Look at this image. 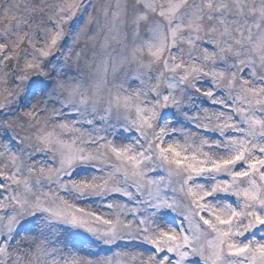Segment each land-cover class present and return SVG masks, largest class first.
Returning a JSON list of instances; mask_svg holds the SVG:
<instances>
[{"label":"snow or ice","instance_id":"snow-or-ice-1","mask_svg":"<svg viewBox=\"0 0 264 264\" xmlns=\"http://www.w3.org/2000/svg\"><path fill=\"white\" fill-rule=\"evenodd\" d=\"M0 264H264V0H0Z\"/></svg>","mask_w":264,"mask_h":264}]
</instances>
